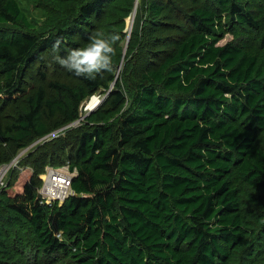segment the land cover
I'll use <instances>...</instances> for the list:
<instances>
[{"label": "trees", "instance_id": "trees-1", "mask_svg": "<svg viewBox=\"0 0 264 264\" xmlns=\"http://www.w3.org/2000/svg\"><path fill=\"white\" fill-rule=\"evenodd\" d=\"M198 1L177 26L163 24L165 7L149 0L150 16L124 51L122 77L76 75L72 85L48 87L43 79L14 111L26 94V69L49 49L64 55L81 42L60 27L31 31L21 3L0 0V163L80 119L83 101L109 90L80 126L19 161L31 169L20 197L1 192L2 232L28 224L35 259L62 253L69 264H257L264 256V0ZM135 5L136 21L142 6ZM103 13L102 0L80 5L73 22L82 41L92 34L83 27ZM228 33L232 39L219 44ZM64 162L75 171L74 193L41 204L39 176ZM5 250L0 238V264L11 257Z\"/></svg>", "mask_w": 264, "mask_h": 264}, {"label": "rangeland", "instance_id": "rangeland-1", "mask_svg": "<svg viewBox=\"0 0 264 264\" xmlns=\"http://www.w3.org/2000/svg\"><path fill=\"white\" fill-rule=\"evenodd\" d=\"M23 6V9L31 22L30 30L38 33L39 35H48L52 32H55L58 27L67 29L71 33L74 32V37L77 41H80V46H84L87 42L81 40L80 36L77 34V28L73 20L77 18L79 13V7L81 4L86 3L90 0H17ZM104 5V13L99 16L93 17L90 19V24L85 25L84 29L90 28L92 34L94 35L97 32L100 33H119V39L114 43V53L111 61L110 69L101 70L95 75L103 78V81L107 80L110 75H115L116 77H122V71L126 60L124 61V54L127 52L129 47V43L132 37V31L137 30L138 32L141 30V26L147 16H150L148 1L149 0H139V5L142 6L140 9L141 17L135 21L137 10L136 5L138 0H102ZM179 10L173 5L169 4L168 0H157L159 4L165 7L164 17L161 19L163 24H175L179 26L180 24H185V13H188L193 7V4L198 0H173ZM200 5H208L213 4L212 0H200L198 3ZM138 5V7H139ZM134 7V13H131L132 21L130 20V16L126 15L129 13L131 7ZM136 10V11H135ZM135 22V24H134ZM132 23V25H131ZM131 26V27H130ZM134 27V28H133ZM166 32H171L169 29ZM180 32V31H175ZM177 35H180L177 34ZM124 38L122 41H120ZM138 41L141 38V34L138 35ZM232 39V35L230 33L225 34L220 40L219 44H225L229 40ZM128 44V46H127ZM59 48L54 47L52 49L47 50L44 53V56L32 65L25 71V83L24 90H26V94L20 95L18 97V105L14 108V111L20 110L25 105L24 99L25 96L30 94L31 91L34 90L35 85H39V81L44 79L45 87H48L49 82L51 81H60L67 82V84H71L75 82L77 76L70 71L63 68V66L59 65L55 59L57 55H59ZM66 51V50H65ZM125 51V53H124ZM43 59V60H42ZM44 76V78H43ZM110 89L114 88V81L109 83ZM109 94V90L102 88L95 94L89 96L88 99H85L80 106V119L68 124L60 126L58 129H54L50 131L45 136L35 138L32 140L26 147L20 149L17 154L8 162L0 163V171H4L1 173L0 177V195L3 190L7 189V192L10 196L20 197L23 194V186L24 183L28 180L29 175L31 173V169L29 167L18 166L20 160L24 159L30 151H33L37 146L47 142L49 140H53L56 137L65 135L68 131L76 128L82 124V122L86 119V116L90 115L92 112L97 110L99 103L107 99ZM93 95H96L99 98V101L95 102V99H92L91 103L87 105V101L92 98ZM22 98V99H21ZM128 98V96H127ZM97 103V104H96ZM95 104V105H94ZM12 106H15L13 104ZM88 107L97 106L94 110H86ZM123 107L122 110H124ZM3 110L1 113V117L6 123H11L15 117L10 115L9 113ZM259 146L264 149V133L259 138ZM5 149L0 148V159L5 156ZM66 164L65 162L62 164ZM60 165L59 167H62ZM6 169H5V167ZM8 166V167H7ZM47 166V165H46ZM4 168V169H3ZM45 171V170H44ZM44 177V172L39 176L42 180ZM9 182H12L13 185L9 186ZM7 193V194H8ZM260 194V193H257ZM6 198L10 199L8 196ZM1 204L3 200L0 196ZM0 208L3 209L1 207ZM249 207H252L248 204ZM259 209V208H258ZM261 211V209H259ZM5 216H7L8 212L4 211ZM261 213L264 214L263 211ZM1 214V213H0ZM10 222V221H9ZM6 223V222H5ZM5 223L0 221V238L6 239L7 242V250L6 252H10L11 257L4 260V263L7 264H32L35 261V264H69V259L65 258V255L62 253L57 254V256H52L51 258L45 259L42 256L37 259L34 258L33 255L30 254V251L36 250L37 247V238L35 234L31 231L28 224H18L16 231H7L2 232V228H5ZM264 225V220L259 223ZM260 226V225H258ZM17 241L13 240L12 237L18 234ZM36 240V241H35ZM16 241V242H15ZM13 242L15 244H13ZM31 258V259H30ZM264 256L259 259L257 264H263Z\"/></svg>", "mask_w": 264, "mask_h": 264}, {"label": "clouds", "instance_id": "clouds-1", "mask_svg": "<svg viewBox=\"0 0 264 264\" xmlns=\"http://www.w3.org/2000/svg\"><path fill=\"white\" fill-rule=\"evenodd\" d=\"M118 39L119 33L97 32L89 36L84 46L68 48L64 55H57L55 59L71 73L91 78L101 70L110 69L114 43ZM101 103L102 101L99 104Z\"/></svg>", "mask_w": 264, "mask_h": 264}, {"label": "built area", "instance_id": "built-area-1", "mask_svg": "<svg viewBox=\"0 0 264 264\" xmlns=\"http://www.w3.org/2000/svg\"><path fill=\"white\" fill-rule=\"evenodd\" d=\"M74 175L75 171L70 170L69 162L62 165V167L47 165L42 179V186L38 189L39 202L49 206L56 202L63 203L69 195L74 193L71 187Z\"/></svg>", "mask_w": 264, "mask_h": 264}, {"label": "bare ground", "instance_id": "bare-ground-1", "mask_svg": "<svg viewBox=\"0 0 264 264\" xmlns=\"http://www.w3.org/2000/svg\"><path fill=\"white\" fill-rule=\"evenodd\" d=\"M134 13V12H133ZM132 16L133 15H131V18H130V20L132 21ZM131 25H132V23H131ZM131 27V26H130ZM92 99H95V102L96 101H98L99 100V98L95 95L93 98H90L86 103H87V105L92 101ZM95 105V104H94ZM95 106H92V107H88L87 106V109L86 110H92L93 108H94ZM5 167V166H4ZM8 167V166H7ZM4 169V168H3ZM2 172H4V171H0V177H1V173Z\"/></svg>", "mask_w": 264, "mask_h": 264}, {"label": "water", "instance_id": "water-1", "mask_svg": "<svg viewBox=\"0 0 264 264\" xmlns=\"http://www.w3.org/2000/svg\"><path fill=\"white\" fill-rule=\"evenodd\" d=\"M95 109V108H94ZM94 109H92V110H94ZM80 196H81V194H79Z\"/></svg>", "mask_w": 264, "mask_h": 264}]
</instances>
